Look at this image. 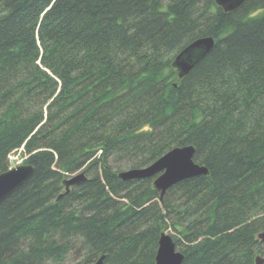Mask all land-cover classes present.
<instances>
[{"label":"trees","instance_id":"obj_1","mask_svg":"<svg viewBox=\"0 0 264 264\" xmlns=\"http://www.w3.org/2000/svg\"><path fill=\"white\" fill-rule=\"evenodd\" d=\"M208 36L179 78L174 57ZM186 145L209 173L162 199L118 176ZM16 155L34 172L0 204V264H155L162 232L182 264H256L264 0H0V174Z\"/></svg>","mask_w":264,"mask_h":264},{"label":"water","instance_id":"obj_2","mask_svg":"<svg viewBox=\"0 0 264 264\" xmlns=\"http://www.w3.org/2000/svg\"><path fill=\"white\" fill-rule=\"evenodd\" d=\"M215 3L226 12L238 8L244 0H214ZM215 45L214 37H201L180 51L173 60V67L177 70L178 77L183 78L194 68L197 62L209 53ZM195 147L186 145L175 147L158 158L152 164L143 168H131L119 172L122 180L153 178V186L160 191V197L178 182L185 179L208 175V168L194 161ZM34 172L33 165L26 163L18 165L11 170L0 174V204L24 185ZM87 179L85 171L64 180L65 192L60 197L68 194L71 188ZM257 239L264 242V232L258 234ZM106 255H102L93 264H104ZM184 254L177 250L173 237L168 232H162L155 264H182ZM256 264H264V256H256Z\"/></svg>","mask_w":264,"mask_h":264},{"label":"rangeland","instance_id":"obj_3","mask_svg":"<svg viewBox=\"0 0 264 264\" xmlns=\"http://www.w3.org/2000/svg\"><path fill=\"white\" fill-rule=\"evenodd\" d=\"M13 161H14L13 162L14 163L13 167L18 166V165H23V164H25V156H23V155H21V156L16 155ZM81 171H83V170H81ZM81 171H78L77 173H74L72 175H69L66 178H70V177L74 176L75 174H78Z\"/></svg>","mask_w":264,"mask_h":264},{"label":"bare ground","instance_id":"obj_4","mask_svg":"<svg viewBox=\"0 0 264 264\" xmlns=\"http://www.w3.org/2000/svg\"><path fill=\"white\" fill-rule=\"evenodd\" d=\"M14 158H15V156H13V157L10 158V169L9 170L13 169V165H14V163H13L14 161L13 160H14Z\"/></svg>","mask_w":264,"mask_h":264}]
</instances>
